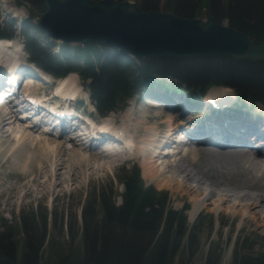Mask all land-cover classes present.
I'll use <instances>...</instances> for the list:
<instances>
[{
    "label": "trees",
    "instance_id": "1",
    "mask_svg": "<svg viewBox=\"0 0 264 264\" xmlns=\"http://www.w3.org/2000/svg\"><path fill=\"white\" fill-rule=\"evenodd\" d=\"M17 1L44 10L42 0ZM132 1L142 11H157L161 2ZM163 9L187 18L204 15L207 21L225 20L229 26L264 42V0H166ZM5 33L0 30V36H9ZM26 46L38 67L54 75L76 71L84 81L89 80L101 113L121 105L140 84L152 82L166 88L183 86L197 95L212 86L228 87L237 99L264 105L263 60L161 57L143 58L135 64L124 55L106 51L102 56L94 44H89L75 49L85 67L75 62H68L65 67L32 36ZM120 182L124 192L120 194L119 206L114 204L113 195L101 192L96 198L101 209L99 217L94 213L93 203L83 207L84 251L71 250L63 258L41 262L37 250L45 234L43 231L38 237L31 225L25 227L28 250L21 253L16 251L18 242L12 240L11 231L0 230V264H175L182 241L187 248L193 239L183 214L185 209L179 212L172 209L166 192L144 187L136 168L130 174L124 173ZM21 220L24 225L28 223L26 217ZM33 241L37 244L32 245ZM217 259L210 252L204 264H217ZM232 264H264V253L236 252Z\"/></svg>",
    "mask_w": 264,
    "mask_h": 264
},
{
    "label": "rangeland",
    "instance_id": "2",
    "mask_svg": "<svg viewBox=\"0 0 264 264\" xmlns=\"http://www.w3.org/2000/svg\"><path fill=\"white\" fill-rule=\"evenodd\" d=\"M131 2L136 4L134 1ZM165 2L166 0H161L157 11L164 12L163 6ZM19 5L17 0H0L1 28L10 29V27L12 28L15 25L16 28H18L19 25L22 27L21 21L26 19L29 20L30 23L28 24L30 27H36V22L42 15L43 10L32 7L30 4ZM196 18L200 19L203 23L207 21L204 15ZM53 51L55 52V50ZM23 57L26 58L25 55H23ZM73 76L71 79H73L72 81L75 85H78V83L81 84L80 77L78 75ZM47 80H51V78L47 77ZM81 85L84 90L80 95L85 98V95H87L86 83H82ZM213 89H224L227 98L236 103L241 104L243 102L235 97L234 91L232 92V90L223 87ZM213 89H211V92L215 93ZM146 95H148V97L150 96L149 93ZM139 98L141 97L134 96L131 99V106L128 108L130 111L128 110L126 113H128V118L132 122L131 124L135 126L136 129L133 130L138 133L140 141L147 139L145 135L149 131L157 133L156 129L159 131H168L172 127H176L177 129L175 125L180 119L177 117L176 113H180L181 111L173 104L167 103L161 100V98L158 99L159 102L153 103L154 105L152 107H149L150 105L147 106V98H142L143 101L134 104L133 102ZM223 100L227 101V99ZM167 105H171L172 110H168V108H166ZM244 105L248 106L249 103H245ZM126 106H129V103H127ZM180 106L182 107V105ZM254 107L264 112L263 105L254 104ZM86 110H91V108L86 107ZM124 112L125 111H122V113ZM147 115L152 118H147L148 122L144 120ZM156 115H159V117H152ZM121 116L115 117V120L120 121ZM182 117L184 120L189 119L186 115ZM243 121H245L243 130H246L247 134H242V137L243 135L245 136L244 140L258 139L259 135L253 133V129L259 130L261 134L264 133V128L259 126V120L257 118L250 117L247 118V120L243 119ZM240 122H242V119L239 123ZM18 126H20V124L12 121V129H15V127L20 129ZM225 128L228 132L230 128H232L233 131L236 130L235 127L229 128L226 126ZM231 131L230 129V132ZM30 134L32 135V133ZM220 134H222L221 131ZM239 134L241 135V132ZM248 136L250 138H248ZM252 136L253 138H251ZM161 143L164 142L162 141ZM157 147L161 148L162 146L158 145ZM182 155L184 156L186 165L193 170L196 175L203 176L211 182H218L220 184V189L243 190L250 194L264 191V187L260 185L259 179L249 171L248 167L250 163L241 161L240 164L243 165V167L238 163L240 158L245 161H248V158L233 154L214 153L206 149L200 151L190 150L189 152H183ZM51 159L49 154V160ZM105 159V161H103V158L101 159V165L99 164L100 171H98L96 175H91L89 177L84 175L82 177V173H76L72 184L67 180L63 182L62 175L59 176L63 184L59 186L54 185L52 187V193L58 195L57 198L55 196L53 198V195H51V197L47 196L46 190H48L49 187L47 188L45 186L48 185V180L45 182L41 178L39 180L42 182L44 188H39L40 192L35 191L33 198H25L21 205H19V197L21 195L19 189H17L14 200L12 198L8 199V201L5 196L3 197L0 194V230L5 231L9 229L11 231L12 240L18 242L16 249L17 253L28 250L25 227L31 225L36 229L35 231L38 237L43 231L45 234L43 241L38 244L39 247L37 250V256L40 258L41 262H50L60 257L63 258L68 251L71 250L75 251L79 249V251H81L83 248L84 251V228L81 215L83 207L93 203L94 213L98 215L96 217H99L101 209L96 198H98L101 192L106 195H113L114 204L119 206L121 204L120 194L124 192V187L120 180L123 178L124 173L127 172L130 174L134 168L138 170L139 178L142 180L144 187L150 186L157 191L166 192L168 204L172 209L178 212L185 209L183 214L189 223V228L192 229L193 239L190 244L188 243L190 247L187 248L185 247V241H182L177 252L178 260H175V264H204L206 256H208L210 252L218 256L216 261L217 264H232L234 254L236 252H242V250H248L251 253H264L263 210L261 209L262 212H260L261 210H256L255 208L250 211L251 213L248 212L246 217H241L236 213L237 209H241L242 205L240 204L252 201V199L244 198L240 200L239 205L233 210V208H231V203L228 202L224 203L219 209H214L212 202H214L217 197H210L204 202L199 212L191 219L190 210L192 209L193 202L197 198L191 188L188 189L184 185L181 189L177 188V181L168 184L162 181L161 177H154L153 179L148 178L146 173H144V168L148 163L143 164L141 160H138L137 163H129L127 164L128 166L114 167L112 160L108 158ZM155 159L157 160L156 157L153 158V160ZM52 161H56V159ZM106 161L109 163L106 164ZM47 164L49 167V162ZM149 166H151V164H149ZM41 172V170H34V175L40 177L43 175L40 174ZM250 173L252 176H249ZM18 176L20 177L19 173L10 166V163L6 162L4 164L0 161V192L3 184H13L19 187L24 181L18 178ZM26 176L27 175L23 177ZM249 177L252 178L251 181L247 184L245 189H241V183L245 179H249ZM10 196L12 197L13 194L10 193ZM6 203L8 208L2 211ZM252 212H254V214H252ZM23 217H26L28 221L25 225L23 220H21ZM35 244L37 243L33 241L32 245ZM180 259H182L181 262L179 261Z\"/></svg>",
    "mask_w": 264,
    "mask_h": 264
},
{
    "label": "bare ground",
    "instance_id": "3",
    "mask_svg": "<svg viewBox=\"0 0 264 264\" xmlns=\"http://www.w3.org/2000/svg\"><path fill=\"white\" fill-rule=\"evenodd\" d=\"M16 42L17 41L10 42L9 40L4 42L0 41V49L7 51L11 47V51L15 52V50L19 48ZM71 78V76H67L59 81V84L61 86L69 84L68 86L72 89L75 84H71V81L73 80ZM67 90L69 91L68 87L66 88V91ZM213 91L217 93V99L222 102V105H225L226 101L223 99H226L224 98L226 97V92L224 89H213ZM5 113L6 114L0 112V161L4 164L6 162L10 163V166L19 173L20 177L18 176V178H21L23 179L22 181H24L19 187H16V185L13 184L6 185L2 183L3 187L0 194L3 197L5 196L7 200L12 198L13 200L15 199L17 189H19L21 192L19 197V205L23 204L25 198H33L34 192H40L39 188L43 187L42 182L39 180L40 178L45 182L48 180V185L45 186L47 188L49 187L48 190L45 189L47 196L51 197V195H53V198L54 196L57 198L58 195H54L52 193V187L54 185L59 186L63 184L62 180L59 179V176L62 175L63 182L67 180L72 184L76 173L78 174L80 172L82 173V177L84 175L89 177L91 175H96L97 172L100 171L99 164L101 163V159L103 157H97L92 151L88 149V146L83 147L78 140L71 138L67 139V137L63 135L59 138H55L38 134L37 132L34 133V130L31 128L23 129L18 126L20 129H17L16 127L15 129H12V117L8 114V112ZM111 117L114 116L112 115ZM121 119L127 123L131 122V120L128 118V113L126 112L121 116ZM241 119L243 120V118H237V123H239ZM219 124V130L221 131L222 136H225V140H222V142L240 145L239 142H237L239 141L238 137L241 136L240 138H242V134H246V130L240 129L239 126L236 127L235 124L228 122H220ZM258 124L264 128L263 121H259ZM226 126L229 128L235 127L236 130L233 131V129L230 128L232 131L228 132L226 131ZM125 127H127V125ZM130 128L132 130L136 129L133 124H131ZM177 129H179V126H177ZM177 129L176 127L170 128L167 131L168 136H166V140L172 139V136H175V133L173 132H175ZM240 132L241 135L239 134ZM30 133H32V135ZM204 133L207 132L205 131ZM253 133L259 135L258 142H256L257 146L261 149H264V133L261 134L257 129H253ZM136 136L139 138L138 134H136ZM145 136L147 138L146 140L140 141L139 138L137 141V146L134 150V158H136V154L141 153L142 157L138 160H141L143 164L148 163V165L144 168V173H146L148 178L153 179L154 177H161L162 181L168 184L177 181V188L181 189L183 185L188 189L191 188L192 192H194L197 196L193 202L192 209L190 210L191 219L199 212L204 202L210 197H217V199L212 202L214 209H219L224 203L228 202L231 203V208H233V210H235V208L239 205L240 200L244 198H250L252 201L240 204L242 205L241 209H237L236 213H238L241 217H246L248 212L256 208V210L262 209L264 216V191H261L260 193L253 192L250 194L243 190H234L228 188L220 189V184L218 182H211L209 179L203 176L196 175L195 172L186 165L184 156L180 155V153L167 155L166 153L173 152L175 150L174 146L171 148H169L170 146H167L168 148L166 146L159 148L157 147V144L152 145L155 142L154 138L156 136V132L149 131ZM192 137H194V135H192ZM206 139L207 141H210L209 138ZM249 141L252 142L254 140H245V142ZM147 144H150V151H148V153L146 152L148 147H145ZM223 147L232 148L233 146L227 144ZM49 154L52 158L51 160H49ZM154 157H156L157 160H153ZM53 159H56V161H52ZM104 159L105 158H103V161L106 160ZM241 161L250 163V166L248 167L249 171H251L252 175H255L259 179L260 185L264 187V169L258 165L259 163L256 161V159L245 161L244 159L240 158L238 163L240 164ZM48 162L49 167L47 164ZM107 163L109 162L106 161V164ZM149 164H151V166H149ZM241 166L243 167V165ZM34 170H41L42 172L40 174L43 175L37 177L34 175ZM251 173L249 176H252ZM25 175L27 176L23 177ZM247 184L248 183H245L244 187H246ZM10 193L13 194L12 197L10 196ZM7 208L8 205L6 203L2 208V211L6 210ZM262 210L260 212H262ZM252 214H254V212H252Z\"/></svg>",
    "mask_w": 264,
    "mask_h": 264
},
{
    "label": "water",
    "instance_id": "4",
    "mask_svg": "<svg viewBox=\"0 0 264 264\" xmlns=\"http://www.w3.org/2000/svg\"><path fill=\"white\" fill-rule=\"evenodd\" d=\"M37 25L64 43L108 45L138 59L225 58L264 61V42L229 26L170 12L142 11L131 1L42 0Z\"/></svg>",
    "mask_w": 264,
    "mask_h": 264
}]
</instances>
